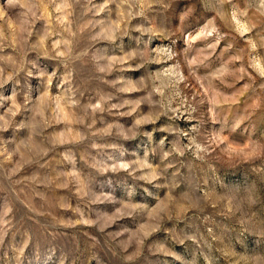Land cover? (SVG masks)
Here are the masks:
<instances>
[{"label": "rangeland", "instance_id": "374dc122", "mask_svg": "<svg viewBox=\"0 0 264 264\" xmlns=\"http://www.w3.org/2000/svg\"><path fill=\"white\" fill-rule=\"evenodd\" d=\"M0 264H264V0H0Z\"/></svg>", "mask_w": 264, "mask_h": 264}]
</instances>
